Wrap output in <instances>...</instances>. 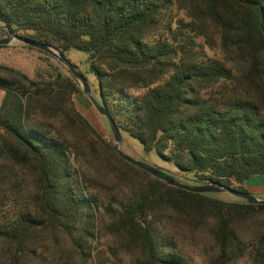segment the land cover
Listing matches in <instances>:
<instances>
[{"label": "trees", "instance_id": "trees-1", "mask_svg": "<svg viewBox=\"0 0 264 264\" xmlns=\"http://www.w3.org/2000/svg\"><path fill=\"white\" fill-rule=\"evenodd\" d=\"M0 25L84 53L144 155L231 189L264 176V0H0ZM0 69V264L85 263L101 230L128 264H189L187 243L207 264H264V205L165 185L95 133L74 83Z\"/></svg>", "mask_w": 264, "mask_h": 264}, {"label": "rangeland", "instance_id": "rangeland-1", "mask_svg": "<svg viewBox=\"0 0 264 264\" xmlns=\"http://www.w3.org/2000/svg\"><path fill=\"white\" fill-rule=\"evenodd\" d=\"M171 18L173 20L182 19L187 20L185 12L172 7L170 11ZM174 27V25H172ZM21 34V32H19ZM7 33L2 29L0 25V38L6 36ZM211 55L212 52H208ZM64 57L73 65L76 66L78 72L83 73L88 82L91 95L95 98L96 92L93 90L95 85L93 83L92 76L87 71V64L85 63L86 56L84 53L69 50L64 54ZM0 66L5 67L9 70L19 72L23 74L28 80L31 81H46L54 78L56 75H60L63 78L68 79L71 83H74L78 88L79 92L72 96V104L74 105L76 111L83 116L95 133L100 136L104 141L108 142L112 148V138L107 127L105 120L95 111L91 106L87 98L81 93L79 84L77 81L68 73L67 69L60 64L57 60L50 57L49 55L42 53L34 48L28 47L22 44H12L8 46H0ZM0 77H6L10 80L14 78L7 70L0 69ZM140 91H138L139 93ZM137 94V93H136ZM3 96V92L0 90V101ZM97 101L96 99H94ZM52 125H56L54 121L51 122ZM1 134V133H0ZM121 142L119 144V149L122 153L127 156L145 162L148 165L155 166L159 168L164 173L170 175L181 183L188 185H200L205 183H199L193 181L190 174H182L176 172L172 165L167 164L159 160L153 153L144 155L142 153L141 146L139 143L131 138H129L124 133L120 132ZM15 177H20V170L14 175ZM233 189H244L245 192L255 198L264 200V176L262 177H251L244 181L240 185L233 184ZM255 187V188H254ZM220 200L228 202H243L240 199L234 198L223 193L209 194ZM91 247L93 250L90 253V257L82 264H118V259L122 260L123 264H128L133 262L131 258H128L123 252H121L114 240L110 235L103 230H101L94 240L91 242ZM116 253L115 259L112 253ZM184 253L189 264H207L203 257L202 250L198 247H193L187 243L184 247ZM229 264H244L242 260L234 261Z\"/></svg>", "mask_w": 264, "mask_h": 264}, {"label": "water", "instance_id": "water-1", "mask_svg": "<svg viewBox=\"0 0 264 264\" xmlns=\"http://www.w3.org/2000/svg\"><path fill=\"white\" fill-rule=\"evenodd\" d=\"M12 44H22L28 47L34 48L42 53L49 55L50 57L57 60L60 64H62L68 71V73L77 81L80 87L81 93L87 98L91 106L95 109V111L105 120L109 132L112 138V151L125 163L136 167L137 169L145 172L150 177L163 182L165 185L169 187H174L186 192L194 193V194H214V193H223L234 198L240 199L246 204L251 205H264V200L255 198L247 193H243L229 187H225L218 183H205L200 185H188L185 183H181L170 175L158 170L157 168L146 164L145 162L135 160L126 154L122 153L119 149V144L121 142L119 131L115 125V123L110 118L106 109L98 104L91 95V91L88 85L87 80L83 77V75L76 70V68L71 64L65 57L62 55L58 49L52 47L50 45L36 42L30 38H26L23 36H19L16 34H7L6 36L0 38V46H8Z\"/></svg>", "mask_w": 264, "mask_h": 264}, {"label": "crops", "instance_id": "crops-1", "mask_svg": "<svg viewBox=\"0 0 264 264\" xmlns=\"http://www.w3.org/2000/svg\"><path fill=\"white\" fill-rule=\"evenodd\" d=\"M255 188V187H254Z\"/></svg>", "mask_w": 264, "mask_h": 264}]
</instances>
